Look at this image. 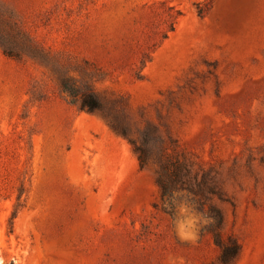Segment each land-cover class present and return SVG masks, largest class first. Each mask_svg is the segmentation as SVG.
<instances>
[{
	"label": "rangeland",
	"instance_id": "obj_1",
	"mask_svg": "<svg viewBox=\"0 0 264 264\" xmlns=\"http://www.w3.org/2000/svg\"><path fill=\"white\" fill-rule=\"evenodd\" d=\"M80 70L149 133L145 168L70 102ZM168 158L215 219L196 246L163 206ZM232 241L264 264V0H0V264H222Z\"/></svg>",
	"mask_w": 264,
	"mask_h": 264
},
{
	"label": "trees",
	"instance_id": "obj_2",
	"mask_svg": "<svg viewBox=\"0 0 264 264\" xmlns=\"http://www.w3.org/2000/svg\"><path fill=\"white\" fill-rule=\"evenodd\" d=\"M205 9L200 5L197 6V13L200 17L205 15ZM175 30V24L171 23L168 26V32H172ZM168 32L163 34V39L168 38ZM32 43V41H30ZM4 48V46H2ZM39 49V46H36ZM42 50L41 48L39 49ZM4 53L15 59H18L19 56L12 52L7 51L4 48ZM33 54V53H31ZM34 55V54H33ZM35 58L44 59L41 57L42 55H34ZM143 63V62H142ZM143 68L145 67V62L143 63ZM79 72L80 79H60V85L62 89L68 94L70 102L73 105L79 107L81 111H86L92 114H99L111 129L128 140L131 146L134 149L135 154L138 157L140 165L142 168L147 166L148 155H147V146H148V138L149 133L144 132L141 136V140L139 141L133 133L130 131L128 127V123L125 119L121 118V110L117 105V101L111 99L106 95H100L94 83L97 81H90L89 77L95 78V74L87 73L85 71H75ZM138 79H143L142 71L137 74ZM123 113V111H122ZM182 164L179 160H175V158H168L165 164L160 165V170L158 172L157 184L162 191V196L165 198L170 194L173 190V185H175V178L178 176V172L181 169ZM15 216V215H14ZM241 252V247L236 241H232L229 244L222 243L221 244V256L220 262L222 264H234L239 257Z\"/></svg>",
	"mask_w": 264,
	"mask_h": 264
},
{
	"label": "clouds",
	"instance_id": "obj_3",
	"mask_svg": "<svg viewBox=\"0 0 264 264\" xmlns=\"http://www.w3.org/2000/svg\"><path fill=\"white\" fill-rule=\"evenodd\" d=\"M258 105L259 101H253V114ZM163 206L172 213L175 237L183 244L196 246L202 231L215 223L214 217L207 210H200L191 194L179 187L164 198ZM166 264H184V260L170 255Z\"/></svg>",
	"mask_w": 264,
	"mask_h": 264
}]
</instances>
